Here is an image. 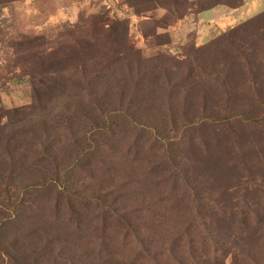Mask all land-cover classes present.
Instances as JSON below:
<instances>
[{"label":"rangeland","instance_id":"rangeland-1","mask_svg":"<svg viewBox=\"0 0 264 264\" xmlns=\"http://www.w3.org/2000/svg\"><path fill=\"white\" fill-rule=\"evenodd\" d=\"M211 1L0 0V123L45 115L0 151V221L61 222L30 264H264V0Z\"/></svg>","mask_w":264,"mask_h":264},{"label":"trees","instance_id":"trees-1","mask_svg":"<svg viewBox=\"0 0 264 264\" xmlns=\"http://www.w3.org/2000/svg\"><path fill=\"white\" fill-rule=\"evenodd\" d=\"M213 1H211L210 3H212ZM221 1H226V0H220V2ZM199 2L200 3L204 2V5H207L209 3V0H199ZM237 2L238 1H232V2L228 1L226 4H228L229 7H234V4ZM93 64L96 66H101L102 62L93 61ZM86 71L87 72L84 73L85 79H87V77H89V73H91L90 71H88V69H86ZM30 108L31 106L30 107L24 106V107H21L20 109H13L11 112L12 113L14 112L23 113V112L28 111ZM38 117H41V120H42V117H45V115L43 114L40 116H38V114L34 116L29 115V117L20 120L18 123L16 122H10L9 124L7 122L0 123V151L2 149L5 151L6 150L8 151L7 155L13 158V160L9 158V160L12 162L13 165L19 162V160L15 158V155L19 153V150H20L18 148L20 147L19 143L23 142V141H18V140L21 138V136H27L29 134L28 133L29 131L27 132L24 130L25 126L29 125L30 128H34V126L36 127L39 126L41 120L38 119ZM44 123L45 121L42 120V125ZM42 142L43 141H36L35 145L27 148V150H24L23 153L21 154L22 159L31 158L30 155H32L34 152L36 153H34L32 156L34 158L33 161L38 160V158L40 157L41 158L47 157V155H49L50 153L48 152L46 145L44 146V144H41ZM37 145H39V147ZM29 151H30V154H28ZM54 169H55L53 173L54 177H52L51 185L53 186L54 189H57V185L54 184L53 182H55L56 180L60 181V175L64 173L67 174L69 173V171L61 174L63 169L58 163L54 165ZM42 171H44L43 165H42ZM61 204L58 202L55 205L60 206ZM19 207L21 208V206ZM66 208L68 209L72 208V213L73 214L75 213V210L73 207L67 206ZM261 220H264V219L261 218ZM58 222L61 225V222L59 221V219H58ZM21 223L22 222L19 220L18 221H8V222L0 221V264H4L3 261H5L6 257H9L8 259H11V255L14 254V252L16 254L14 255L16 256V259L13 260V264H30V262H28V259L30 261H35L39 257H41L38 254H36L34 250L35 248L36 250H38L39 247L45 248V244H43V241L47 244V246H49V245H53L55 241H58L61 238L60 237V235H62L60 234L61 227L56 222L45 223L46 225L45 227L40 226L39 224L40 222L39 223L36 222L35 225L28 221H26L24 224H21ZM8 228H15V230H12L9 232ZM186 235L188 237L187 245H188L189 251L192 252L191 250H193L194 246L198 244V241L196 239V233H194L193 235L191 233H187ZM32 236L36 237V241L34 240ZM183 237L184 236L180 233H177L175 236L176 240H179L180 242L182 241ZM200 238L201 240L199 243L202 244L204 240H208V238L210 240L211 236L209 233H206L205 236H200ZM64 239H65V236H62V240ZM21 240H24V241L20 242ZM27 241L33 242L34 249L29 253L20 252V251L26 250L25 243ZM125 245L126 243L123 244L122 246L125 247ZM150 251H151L150 246L146 245L142 247L139 253L142 256L143 260L139 258L138 259L134 258L133 260L122 258L121 260L115 261L113 258H119L117 256L118 252L116 249L110 250L109 252H107V255L109 258L108 263H103V264H152L154 260L153 259L154 256L150 253ZM161 254L158 256V258L161 256V260L158 259V261L155 264H169L170 262H174L176 264H185L182 258L177 254L172 257L174 259L173 261H170L169 258L164 254V250H162ZM162 259H164L165 261H162Z\"/></svg>","mask_w":264,"mask_h":264}]
</instances>
